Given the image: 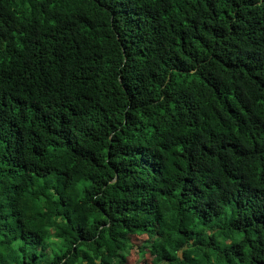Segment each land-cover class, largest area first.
I'll return each mask as SVG.
<instances>
[{"label":"trees","instance_id":"trees-1","mask_svg":"<svg viewBox=\"0 0 264 264\" xmlns=\"http://www.w3.org/2000/svg\"><path fill=\"white\" fill-rule=\"evenodd\" d=\"M149 251L264 264V0H0V264Z\"/></svg>","mask_w":264,"mask_h":264},{"label":"rangeland","instance_id":"rangeland-1","mask_svg":"<svg viewBox=\"0 0 264 264\" xmlns=\"http://www.w3.org/2000/svg\"><path fill=\"white\" fill-rule=\"evenodd\" d=\"M135 240V239H134ZM144 242V238H136V243L137 244H140L141 245V243H143ZM139 246V245H138ZM136 251V250H135ZM150 251L148 252V254H146V256H147V258L145 259V260H139V258H138V260H136V264H146V263H148V262H150L151 261V256H150ZM135 255L137 256V253H135Z\"/></svg>","mask_w":264,"mask_h":264}]
</instances>
